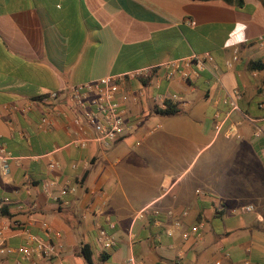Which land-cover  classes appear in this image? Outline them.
<instances>
[{"label":"crops","instance_id":"1","mask_svg":"<svg viewBox=\"0 0 264 264\" xmlns=\"http://www.w3.org/2000/svg\"><path fill=\"white\" fill-rule=\"evenodd\" d=\"M261 37L262 0L243 8L199 0H0V145L17 158L9 175L0 166V198L12 202L6 244L23 245L24 228L44 237L48 223L64 246L56 258L27 262L12 254L0 264H90L81 246L91 248V264H264V72L248 69L264 63ZM235 48L240 60L230 70ZM206 53L215 73L167 77L164 64ZM156 67L125 85L138 101L123 102V138L108 149L71 145L78 116L71 87ZM236 89L243 95L231 118L242 122L238 136L217 134L215 115L230 110L224 100ZM50 92L58 99L44 102ZM167 103L176 114L156 112ZM48 113L55 122L43 129ZM51 161L60 167L50 170ZM53 178L75 185L63 198L68 205L44 193ZM177 221L182 228L169 236ZM194 226L200 236L183 240ZM100 227L114 236V249L99 244Z\"/></svg>","mask_w":264,"mask_h":264},{"label":"built area","instance_id":"2","mask_svg":"<svg viewBox=\"0 0 264 264\" xmlns=\"http://www.w3.org/2000/svg\"><path fill=\"white\" fill-rule=\"evenodd\" d=\"M261 45H264V37L259 40ZM240 60V48H235L233 54L226 62L227 69H233ZM167 72L168 78H173L175 75H181L189 79L193 75L204 71H212L215 73L218 66L214 58L206 53L203 55H194L189 59L172 61L163 65ZM156 68H146L136 70L122 75L107 76L96 81L86 84L73 86L69 90L70 101L77 111L78 116L74 119V124L77 127L75 137L71 141V145L76 148L85 149L90 143H96L103 149H108L118 142L127 131L126 126V109L123 102L129 99L137 102L138 97L127 93L125 88L129 80L142 79L149 77ZM123 94V99H119V95ZM59 92H50L42 98L44 102L57 100ZM242 91L236 89L230 97L224 100V103L229 106L230 110L227 113L217 112L214 118V129L217 134L224 133L228 137L238 136V129L242 122L231 123L233 112L240 111L239 102L242 100ZM174 100L177 97L173 98ZM264 109V103L261 105ZM17 106L12 108V112H17ZM60 117L61 114H58ZM55 122V117L48 113L41 120V127L48 129ZM160 127V126H159ZM17 158L7 150L4 145H0V166L4 175L10 173V163ZM60 164L56 161H51L49 164L50 170H56ZM77 169V165H73ZM59 188L58 195H53V190ZM44 193L55 200L60 205H68L69 202L63 200L69 194H74L77 189L70 182H60L58 178L46 180L43 183ZM9 197L0 198V217L5 219V209L11 205ZM247 211H252L249 207ZM156 216L159 212L155 213ZM171 214V213H170ZM183 215H187L185 212ZM112 225V223H111ZM11 228L7 223V219L0 222V256H8L17 254L24 261L32 262L35 258L51 259L59 257L63 251V244L54 241L56 236L55 230L48 224H43L44 237H37L31 233L28 228H24L26 242L18 248H12L6 244V231ZM182 228L181 221L173 223V228L167 230L169 236H174L175 230ZM192 234H199V227L194 226L190 232H185L182 235L183 240H188ZM98 242L104 250H112L116 246V240L112 234L106 229L100 227L98 230ZM129 264H135L133 258L129 259Z\"/></svg>","mask_w":264,"mask_h":264},{"label":"trees","instance_id":"3","mask_svg":"<svg viewBox=\"0 0 264 264\" xmlns=\"http://www.w3.org/2000/svg\"><path fill=\"white\" fill-rule=\"evenodd\" d=\"M199 1H204V2H210V1H223L229 6H236L239 8H243L245 5L246 0H199ZM264 2V0H262ZM248 69L252 72H264V63L261 61H253L250 62L248 65ZM156 112L158 114L162 115H174L177 113L175 105L172 103H167L165 109H160L157 108ZM5 215H8V208L6 207ZM80 251L84 258L87 260L88 263H92V251L89 246H81Z\"/></svg>","mask_w":264,"mask_h":264}]
</instances>
